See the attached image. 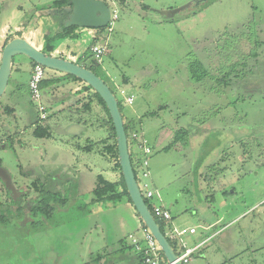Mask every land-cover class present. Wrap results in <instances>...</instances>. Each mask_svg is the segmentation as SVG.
<instances>
[{
  "label": "rangeland",
  "instance_id": "374dc122",
  "mask_svg": "<svg viewBox=\"0 0 264 264\" xmlns=\"http://www.w3.org/2000/svg\"><path fill=\"white\" fill-rule=\"evenodd\" d=\"M56 1L0 0V64L7 33L53 26ZM107 3L119 15L113 25L77 27L54 55L83 65L96 35L105 41L94 69L153 150L151 177L137 173L141 192L149 180L160 194L150 202L169 209L180 229L197 230L183 236L190 247L201 244L188 264H264V0ZM29 63L14 57L0 99L14 108L0 115V264H86L97 255L100 264H117L119 242L142 234L127 198L102 202L105 209L92 202L99 174L121 178L97 143L108 135L102 117L96 109L79 113L77 102L63 106L70 97L60 88L58 102L43 93L50 117L41 119L26 89ZM53 74L47 68L46 77ZM122 88L135 95L132 105ZM39 120L49 136L34 134ZM43 187L63 194L51 201L52 216L30 212ZM175 250L181 254L179 243Z\"/></svg>",
  "mask_w": 264,
  "mask_h": 264
},
{
  "label": "water",
  "instance_id": "95a60500",
  "mask_svg": "<svg viewBox=\"0 0 264 264\" xmlns=\"http://www.w3.org/2000/svg\"><path fill=\"white\" fill-rule=\"evenodd\" d=\"M51 13L58 15L60 29L73 26L81 28H102L106 27L110 22L111 6L106 0H69V5L56 8ZM104 42L103 40L101 43ZM17 55L27 56L31 60L51 70L74 75L92 86L101 95L110 111L115 126L119 163L137 213L156 238L167 261L171 264H183L179 260L175 248L162 231L160 224L147 205L141 192L131 160L129 139L125 129L123 114L119 106V101L108 83L93 70L72 60L47 54L23 36H18L9 40L2 51L0 64V99L7 89L12 74L13 59Z\"/></svg>",
  "mask_w": 264,
  "mask_h": 264
},
{
  "label": "trees",
  "instance_id": "16d2710c",
  "mask_svg": "<svg viewBox=\"0 0 264 264\" xmlns=\"http://www.w3.org/2000/svg\"><path fill=\"white\" fill-rule=\"evenodd\" d=\"M107 1V0H106ZM69 4V0H57L56 2H54V6L55 7H63L65 5ZM28 24H24V25H20V27H18L17 30L15 31H10L7 33L6 35V40L2 46V49L4 48V46L7 44V42L11 39H13L14 37H18V36H22L24 29L27 27ZM77 27L73 26V27H63L62 29H60V27H58L56 30H49V32H47L44 35V45L42 50L44 52H46L47 54H52L54 55V52L57 50L58 48V40H62L65 38H73L76 36L75 31H76ZM98 34L96 35V44H99L97 38H98ZM95 45V44H94ZM3 51V50H2ZM91 51V50H90ZM92 55V54H91ZM82 58H80L81 60ZM80 60L76 61V63L81 64ZM33 66H35L37 64V62L31 60ZM82 65V64H81ZM98 65V63L92 59L90 62H86L84 60V64L83 66H85L88 69L93 70L95 73V69ZM51 70V69H50ZM51 72H53L54 74L51 75L50 77H44V79L41 81V88L47 89L51 86H54L58 83H60L61 81H63L64 79L70 78L73 79L74 81L82 84V88L79 90V94H84L85 96L78 100V104H80L78 106V108L76 110L79 111V113H91L94 109H96V111L101 115L102 120L104 122L103 127L105 129H107L108 131V135L105 139H102L100 141H98L97 143H100L102 145V150L101 152L103 153V155H107V157L109 159H111V161L113 162L114 168L119 170L121 173V178L115 180V181H111L109 179H107L104 175L99 174L97 176L96 179V184L94 189L92 190V202L95 204H100L102 202H106V201H122V199L127 198L129 202H131L133 204V201L130 197V194L128 192L127 186H126V182L122 173V168L121 165L119 163V158H118V145H117V139H116V130H115V126L110 114V111L105 103V101L103 100V98L101 97V95L94 90V88L90 85H88L85 81H83L82 79L71 75V74H65L63 73V75H57V73H59V71L56 70H51ZM46 74H47V68H46ZM207 71H203L202 75H206ZM119 106L121 109V104L119 102ZM80 107V108H79ZM13 107L10 105L7 106H3L0 104V115L1 112H12L13 111ZM122 112V109H121ZM123 114V112H122ZM50 117V114L48 113L47 118L48 119ZM82 116L77 120V122H80L82 120ZM124 118V124H125V129L128 135V139H129V143H133L135 144V141L132 139V133L135 132L136 130L133 127V123L132 120H128V122H125V117L123 115ZM102 126V125H101ZM33 132L36 136L39 137H44V136H49L50 135V129L49 126H43L40 123V120L37 121L36 123H34L33 126ZM87 149H90V146L87 147ZM131 153V160H132V164L134 167V171L136 174V178L138 180V171H140L141 165H142V158L138 156V154H134L132 151H130ZM143 157V156H142ZM136 159V160H135ZM34 186L37 187L36 182L33 183ZM43 187V189L41 190L40 196L37 199V202L30 208V212L33 214H37V213H43L46 214L48 216H52L53 212H54V207L51 205V201L57 197V195L60 193V195H63L60 191L57 192H52L51 189H47ZM68 201L67 198H61V203L62 204H66V202ZM145 201L147 203V205L149 206V208L151 209V211H153L152 208V203L150 202V200L148 198L145 197ZM137 215H139L137 213ZM173 218V217H172ZM0 219L3 220V217L0 216ZM158 223L161 226L162 231L167 234V228L166 226L169 224V222L167 221H163L161 219L156 218ZM143 226H146L143 222H142ZM169 241L171 242V244L173 245V247L175 248V245L177 244L176 240L171 239L168 236ZM125 240H121L119 242V244L122 246L121 249H117V251H126L129 253V263H125V264H143V255L141 253H131L130 250L133 248V245L131 243H127ZM110 255V254H107ZM131 256V257H130ZM102 256L97 255L94 259H92L91 261L87 262L86 264H100V260H101ZM131 259H134L133 261ZM137 259V263H135L134 261ZM163 261L166 262V256L163 253ZM123 264V263H121Z\"/></svg>",
  "mask_w": 264,
  "mask_h": 264
},
{
  "label": "built area",
  "instance_id": "2783aa9c",
  "mask_svg": "<svg viewBox=\"0 0 264 264\" xmlns=\"http://www.w3.org/2000/svg\"><path fill=\"white\" fill-rule=\"evenodd\" d=\"M119 18L118 12L116 9L111 8V19L108 25H113L114 21ZM107 25V26H108ZM105 43V42H104ZM104 43L95 44L91 47V60L94 59L98 64L103 62V57L106 52V45ZM46 75V67L41 64H36L33 68L30 81H29V89L31 98L34 101H37L39 104V111H40V118L46 119L47 118V107L46 105L41 102L43 97V89L41 88L40 84L41 81L44 79ZM122 96L124 97V103L133 104L135 102V95L128 94L125 89L120 90ZM141 135L139 132L135 131L132 133V139L135 141V147H139V149L143 152L142 157V165L140 168V175L145 179H149L151 177L150 171V157L149 155L152 153V147L140 138ZM139 184V182H138ZM145 188V195L144 198L154 199L155 197H160V194L152 187V184L149 180H145L143 184ZM140 187V185H139ZM141 189V188H140ZM153 215L155 218L161 219L163 221L171 222L172 214L169 209H167L164 205L159 203H153ZM138 220L141 222L140 231L142 236L139 237L135 232H131L128 235L129 242L133 245V248L137 251V253H141L143 255V263L144 264H171L168 261H163V251L158 244L156 238L148 229L147 226H143L142 219L140 215H137ZM187 232L195 233L196 228L192 227L190 229L179 230L177 228H171L167 231L166 236L170 237L173 240H176L177 243L180 244L181 254H178L179 260L183 264H188L195 252L198 250L201 244L195 247H188L186 243L183 241L181 236Z\"/></svg>",
  "mask_w": 264,
  "mask_h": 264
},
{
  "label": "crops",
  "instance_id": "0c3cea01",
  "mask_svg": "<svg viewBox=\"0 0 264 264\" xmlns=\"http://www.w3.org/2000/svg\"><path fill=\"white\" fill-rule=\"evenodd\" d=\"M51 15H52V17H51V19H53V23L51 24V25H53L54 26V23L56 24V26L57 27H59V18H58V15L57 14H54V13H51ZM56 16V17H55ZM53 26H50V24L49 23H47V27L46 28H42V27H39V30H38V33L37 32H35L34 31V29L30 26V25H28V27H26L25 29H24V31H23V34H22V36L24 37V38H26L27 40H29L33 45H35L36 47H38V48H43V45H44V35L47 33V32H49V29L51 28V27H53ZM41 34V35H40ZM41 36V37H40ZM3 46V45H2ZM87 61H89V60H86V62ZM29 65H30V71H29V73H30V77H31V74H32V71H33V68H34V66H33V64H32V62H31V59L29 58ZM82 64V63H81ZM12 72H13V68H12ZM63 73H61V72H59V73H57V75H62ZM12 75V74H11ZM30 77H29V79H28V81L26 82V89H28L27 91H28V95H30V98H31V94H30V89H29V81H30ZM14 83H15V90H17L18 88H20V84H19V82H17L16 80L14 81ZM82 84H80V83H78V82H76V81H74L73 79H70V78H67V79H64L63 81H61L60 83H58V84H56V85H54L49 91L47 90V89H44L43 90V93L44 94H47V95H49V97H51V99L52 100H54V101H57L58 102V100H59V96H58V94H59V92H58V90L61 88V89H65V90H67L68 92V95H69V100H68V102H63L62 104H64L63 106H65V104L67 103H69V104H71L72 102L74 103V102H78V100H80V99H82L85 95L84 94H79V90L82 88ZM66 92V91H65ZM58 93V94H57ZM14 95V94H13ZM47 107V111L49 110V108H48V106H46ZM110 203V202H109ZM114 203V202H113ZM99 205V207H100V209H105V208H103L104 206H102V203H100V204H98ZM136 220L137 221H139L138 220V218H137V213H136ZM140 222V221H139ZM219 223V219L218 220H216V221H213L212 223H210V224H208L207 225V227H209V226H214V225H216V224H218ZM139 226H141V222H140V224H139ZM168 226V228L169 229H171V228H177V229H179V230H184V229H187V228H183V229H180L179 227H177L176 225H175V223L173 222V218H172V221L167 225ZM140 228V227H139ZM190 228H192V227H190ZM134 232V231H133ZM188 233V232H187ZM187 233H185V234H183L182 236H181V238L183 239V236H185ZM190 233V232H189ZM190 234H192V235H195V234H197V230H196V232L195 233H190ZM184 241V240H183ZM185 242V241H184ZM204 242V241H203ZM128 243V242H127ZM186 243V242H185ZM186 245H187V243H186ZM188 246V245H187ZM188 247H190V246H188ZM120 255H121V259L120 260H118V263L117 264H121V263H123V264H125V263H129V260H130V258H129V253L128 252H126V251H120ZM131 257V256H130ZM132 261L134 260V259H131ZM137 261V259L134 261L135 263H137L136 262ZM138 264V263H137ZM144 264V263H143Z\"/></svg>",
  "mask_w": 264,
  "mask_h": 264
},
{
  "label": "flooded vegetation",
  "instance_id": "af4514ba",
  "mask_svg": "<svg viewBox=\"0 0 264 264\" xmlns=\"http://www.w3.org/2000/svg\"><path fill=\"white\" fill-rule=\"evenodd\" d=\"M69 5V4H68ZM66 6V5H65Z\"/></svg>",
  "mask_w": 264,
  "mask_h": 264
}]
</instances>
